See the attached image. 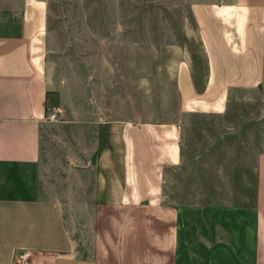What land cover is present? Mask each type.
Returning a JSON list of instances; mask_svg holds the SVG:
<instances>
[{
    "label": "crops",
    "instance_id": "0c3cea01",
    "mask_svg": "<svg viewBox=\"0 0 264 264\" xmlns=\"http://www.w3.org/2000/svg\"><path fill=\"white\" fill-rule=\"evenodd\" d=\"M45 16L0 0V264H264L263 141L193 138L256 145L230 168L186 151L179 122L122 109L115 74L71 73Z\"/></svg>",
    "mask_w": 264,
    "mask_h": 264
},
{
    "label": "rangeland",
    "instance_id": "374dc122",
    "mask_svg": "<svg viewBox=\"0 0 264 264\" xmlns=\"http://www.w3.org/2000/svg\"><path fill=\"white\" fill-rule=\"evenodd\" d=\"M43 3L49 41L69 61V71L99 69L109 80L115 74L122 109L135 105L137 116L153 123L179 122L186 151L205 155L210 149L221 158L220 167L230 168L231 151L239 159L256 145H194L193 138L243 137L264 144V0ZM208 165L196 161L186 182L207 185Z\"/></svg>",
    "mask_w": 264,
    "mask_h": 264
},
{
    "label": "built area",
    "instance_id": "2783aa9c",
    "mask_svg": "<svg viewBox=\"0 0 264 264\" xmlns=\"http://www.w3.org/2000/svg\"><path fill=\"white\" fill-rule=\"evenodd\" d=\"M49 119H50V120H57V118H56V115H55V114H53V115H50Z\"/></svg>",
    "mask_w": 264,
    "mask_h": 264
}]
</instances>
